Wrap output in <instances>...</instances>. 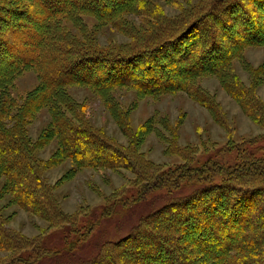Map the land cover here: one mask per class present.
Segmentation results:
<instances>
[{
	"label": "trees",
	"instance_id": "trees-1",
	"mask_svg": "<svg viewBox=\"0 0 264 264\" xmlns=\"http://www.w3.org/2000/svg\"><path fill=\"white\" fill-rule=\"evenodd\" d=\"M146 2L0 0V175L14 201L26 210L55 221L66 217L40 174L28 118L21 117L33 106L51 109L50 133L77 167L135 165L131 149L118 146L79 114L67 94L70 85L87 84L103 96L120 86L153 94L184 90L213 112L218 102L196 83L198 76L212 73L248 115L259 123L264 120L257 84L245 85L232 70L236 57L251 73L258 69L245 59L244 49L264 43V0H188L187 7L183 0H167L180 9L175 16ZM82 14L113 23L131 42L102 47L88 34L80 40L61 32L58 17ZM128 15L139 16L140 25L129 24ZM29 68L38 71L41 82L16 106L10 87ZM253 76L263 77L264 67ZM117 119L121 125L127 118ZM259 140L264 144V135ZM243 152L249 157L238 166L213 162L210 167V161L180 166L173 176L160 173L141 186L135 201L152 190L178 191L164 195L163 203L126 236L105 242L81 264H264V147L260 153ZM212 172L221 179L209 180ZM26 243L0 216V249ZM15 261L25 259L17 255Z\"/></svg>",
	"mask_w": 264,
	"mask_h": 264
},
{
	"label": "rangeland",
	"instance_id": "rangeland-1",
	"mask_svg": "<svg viewBox=\"0 0 264 264\" xmlns=\"http://www.w3.org/2000/svg\"><path fill=\"white\" fill-rule=\"evenodd\" d=\"M150 2L167 16L180 13L178 6L167 0L146 3ZM187 3L188 0H183L182 6L187 7ZM126 18L129 24L140 25L139 16ZM57 20L63 34L80 40H85L88 34L102 47L120 46L132 40L113 23L102 22L92 14H82L79 18L60 16ZM244 57L258 68L256 72L261 71L264 43L246 46ZM232 70L245 85L257 84L256 94L264 103V76L256 79L253 76L256 72L246 69L241 57L233 59ZM221 81L212 73L202 74L196 80L218 102L213 112L184 90L153 94L120 86L112 90L109 99L110 95L103 96L87 84L68 86L69 98L75 101L74 107L87 123L136 155L135 165L130 169L77 167L62 153L59 139L50 133L51 109L47 105L36 109L33 106L29 110L34 113L31 116L26 110L21 117L28 118L27 128L40 174L66 217L55 221L26 210L14 201L12 192L5 186V177L0 175V216L7 227L27 240L18 249H0V264H81L105 242L126 236L140 218L163 203L164 195L178 191L152 190L135 201L140 187L160 173L173 176L180 166L198 167L209 161L210 167L216 162L232 168L249 157L243 151L260 153L261 146L264 147L259 140L264 135V120L259 123L248 115ZM40 82L37 70L29 68L20 72L10 87L13 104L18 106L27 101ZM123 115L127 119L120 125L117 117ZM218 174L212 172L209 180L219 181ZM198 178L185 184L190 185ZM17 255L25 261L14 262Z\"/></svg>",
	"mask_w": 264,
	"mask_h": 264
}]
</instances>
